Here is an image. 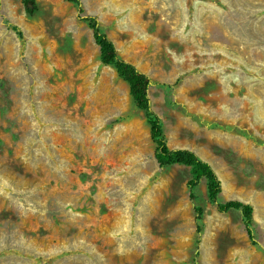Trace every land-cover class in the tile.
Listing matches in <instances>:
<instances>
[{"label": "rangeland", "instance_id": "1", "mask_svg": "<svg viewBox=\"0 0 264 264\" xmlns=\"http://www.w3.org/2000/svg\"><path fill=\"white\" fill-rule=\"evenodd\" d=\"M79 2L150 80L167 147L252 208L254 244L204 180L157 166L72 4L0 0V264H264V0Z\"/></svg>", "mask_w": 264, "mask_h": 264}, {"label": "trees", "instance_id": "2", "mask_svg": "<svg viewBox=\"0 0 264 264\" xmlns=\"http://www.w3.org/2000/svg\"><path fill=\"white\" fill-rule=\"evenodd\" d=\"M65 1L75 7L76 20L84 23L91 31L92 40L98 49L100 64L113 70L117 79L126 85L128 96L134 107L143 113L148 126L149 139L154 146L153 157L157 166L162 168L170 165H180L189 168L192 172V179L189 181V185L192 187L199 180H204L207 198L214 204L215 210L218 213L238 212L247 238L254 244L252 237V208L248 204L237 200H221L220 182L206 162L199 159L190 150H171L167 147L159 119L149 107L147 89L150 85V80L148 77L118 56L113 43L100 31L96 18L84 14L79 0ZM23 2L26 4L28 0H23ZM26 11L27 14L31 13L30 9H26ZM12 30L15 31L17 37H21V33L15 27H12ZM197 212L200 213V211Z\"/></svg>", "mask_w": 264, "mask_h": 264}]
</instances>
